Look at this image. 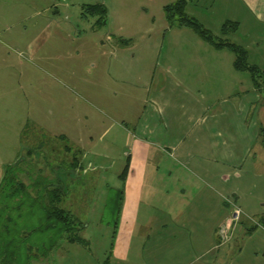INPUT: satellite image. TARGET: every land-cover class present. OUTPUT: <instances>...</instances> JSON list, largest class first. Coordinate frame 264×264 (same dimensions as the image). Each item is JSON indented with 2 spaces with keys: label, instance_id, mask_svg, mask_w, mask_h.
Masks as SVG:
<instances>
[{
  "label": "crops",
  "instance_id": "crops-1",
  "mask_svg": "<svg viewBox=\"0 0 264 264\" xmlns=\"http://www.w3.org/2000/svg\"><path fill=\"white\" fill-rule=\"evenodd\" d=\"M224 5L230 9L224 22H237L238 27L221 33L220 38L243 47L248 63L264 70V0H224ZM79 48L86 50L78 55L88 57V69L95 73L90 86L96 89L98 101L112 98L116 119L106 127L98 122L86 123L82 130L69 119V92L63 91L61 101H57L53 93L40 91L41 87L49 91V79L27 77V112L34 116L31 126L18 121L13 126L19 132V144L26 147L24 156L16 160L18 180L29 186L37 177L47 179L48 188L62 193L61 208L70 212L73 183L93 192L99 182L95 186L90 179L82 182L83 177L95 178L90 173L98 172L88 170L87 165L93 167L86 161L92 158L85 156V146L97 147V141L110 135L108 143L119 141L124 150L117 158H124L122 167L113 176L112 185L103 191L117 194L113 244L105 261L86 254L79 263L133 264L135 258L136 264H195L199 256L210 252L213 263L208 264H220L225 244L216 245L217 238L228 236L235 224L226 210L217 211V197L221 198L223 191L219 177L233 175L242 178V184H249L247 191H240L238 186L227 188L226 193L235 196L236 204L247 200L243 192L251 193L249 198L254 202L258 198L253 192L263 190L258 185L264 184V146L259 137V130L264 128L262 92L254 88L248 72L234 69V54L229 49H216L204 40L183 42L174 65L171 58L161 59L164 72L158 80L152 72L154 52L150 42L137 44L107 35L105 40H80L76 44ZM37 54L33 51L30 55L49 58ZM16 94L22 101V88ZM47 100L52 108L58 107L57 115L49 119L40 116L44 113L40 103ZM75 130L80 131L79 137L71 134ZM41 133L45 135L43 140L50 139L60 148L57 151L62 159L53 170L47 167L45 171L40 166ZM254 178L261 181L253 184ZM241 222L240 218L238 224ZM98 223L102 224L101 217ZM58 249L46 259L33 261L51 264ZM61 258L64 264H77L67 255L64 258L61 254Z\"/></svg>",
  "mask_w": 264,
  "mask_h": 264
},
{
  "label": "rangeland",
  "instance_id": "rangeland-1",
  "mask_svg": "<svg viewBox=\"0 0 264 264\" xmlns=\"http://www.w3.org/2000/svg\"><path fill=\"white\" fill-rule=\"evenodd\" d=\"M174 1L0 0V125H2V127L0 126V181L5 169L15 165L16 160L24 156L23 150L26 149L24 145L19 144V132L13 126L17 124V121L23 122L25 126L26 122L29 123H27L29 126L32 123L34 114L27 112L30 104V102L28 104L29 96H26V92L29 91L25 83L27 77L40 76V78L49 79V91H44L42 87L40 91L48 94L53 93L57 101H61L63 91L67 94L69 92L67 95L70 102L67 106V108L70 107L69 119L71 123L77 124L78 128L84 130V127L90 122L102 123L104 127L108 126L114 122L113 119H116V114L111 108L112 98L104 97L103 101H98L96 89L94 91L90 86L91 81L95 78L94 70L88 69L90 68L87 65L88 57L82 59L81 55H78L86 50L76 49V44L80 40L87 42L105 40L107 35L114 37L115 40L131 39L137 44L150 42L154 52L152 72L155 80H158L164 72L160 69L162 67L161 59L171 58L174 65L175 59L179 55L178 49L181 48L183 42L203 41L191 29L184 31L169 26L163 7ZM97 4L103 5L106 9V20L103 27H93L98 16L83 17L86 6ZM185 12L188 16L194 17L212 35L221 37L220 27L222 28L230 9L225 8L224 0H192L185 7ZM52 45H57V48H53ZM33 51H37L42 56L47 55L49 58L32 57L30 54ZM68 77H72L74 80L70 82ZM81 78L87 81H82ZM40 86L42 85L40 84ZM21 88L22 94L24 93L22 101L21 97L16 94V90L21 93ZM49 102L47 100L46 103H40L44 111L40 116L47 119L57 115L56 112H58V107L52 108L51 101ZM6 106L9 109L4 108ZM4 124L7 128H4ZM78 132L80 131L75 130L71 134L75 133L79 137ZM43 133L39 138L42 147L40 166L45 171L47 167L53 170L54 165L60 162L59 155L61 154L57 151L60 148L56 144L54 145L50 139L43 140L42 137L46 135ZM109 136L105 135L100 141H97V147L87 145L84 148L87 152L85 156L92 158L90 161H86V165L89 163L90 167H93V169H89L87 165L88 170H98V172L90 173L94 174L95 178L81 175L82 182L85 179H90L91 182H95L93 184L95 186L96 181H99L92 190L93 192L86 191L81 183H73L75 191L71 195L70 213L84 223L77 235L86 242V245L63 244L64 242L60 241L62 248L56 246L53 249L60 248L54 253L51 264H64L61 254L64 258L67 255L77 264H80L81 256L86 254H89L93 260L98 258L102 262L106 260L110 252L114 235L112 223L117 213V194L111 190L107 193H103V191L107 189V185H112L113 176L122 167L124 158L122 160L117 158L119 153L124 150L119 141L109 144ZM95 152L105 155L92 154ZM25 168L27 169V167ZM96 173L98 177H96ZM219 179L223 191L220 195L221 198H216L219 200L217 211L223 209L225 212L226 210V213L231 216L232 212L238 208L242 220L238 224L239 218L234 223L235 225L228 236L217 238L219 241L216 242V245L225 244L224 250L222 249L225 253L223 254L221 251L217 256L218 258L223 254L220 264H264V184H258L263 190L253 192V196L258 198L257 200L253 202V197L249 198L252 194L243 192V199L247 200L236 204L235 196L232 193H226L227 188L238 186L241 187L240 191H247L250 187L249 184H242L243 179L233 175L224 174ZM260 181L259 178L252 179L253 184ZM98 216L101 217L102 224L98 223ZM87 223H89L88 226ZM46 234L40 235L41 245L37 249L39 252L42 249H48L50 237L51 239L56 237V233L50 232L48 239L43 241ZM34 236L36 238L38 235ZM60 244L58 243V245ZM211 256L212 254L207 252L199 256V260L195 264H208L212 262L210 261ZM22 257L20 258L21 262L23 261ZM132 261L133 264H136L135 258ZM43 262L39 261V264H43ZM31 264H36V262L32 261Z\"/></svg>",
  "mask_w": 264,
  "mask_h": 264
},
{
  "label": "trees",
  "instance_id": "trees-1",
  "mask_svg": "<svg viewBox=\"0 0 264 264\" xmlns=\"http://www.w3.org/2000/svg\"><path fill=\"white\" fill-rule=\"evenodd\" d=\"M189 1L192 0H175L163 7L169 26L187 27L214 48L229 49L234 54V69L250 74L254 88L262 92L264 103V70L248 63L243 47L212 35L194 17L188 16L185 7ZM83 13V16H98L95 26L105 24L106 9L103 5H88ZM237 27V22L226 21L221 33L236 31ZM259 137L264 146V128L259 130ZM17 168L18 163L6 168L0 181V264H31L34 259H46L61 240L86 245L77 235L83 224L60 206V190L48 188L49 181L42 177L26 186L18 180ZM116 209L118 211V207ZM50 232L56 233V237H50L48 249L39 252L40 235L47 233L43 238L45 241ZM34 235L38 236L35 238Z\"/></svg>",
  "mask_w": 264,
  "mask_h": 264
},
{
  "label": "built area",
  "instance_id": "built-area-1",
  "mask_svg": "<svg viewBox=\"0 0 264 264\" xmlns=\"http://www.w3.org/2000/svg\"><path fill=\"white\" fill-rule=\"evenodd\" d=\"M240 214H241L240 210L238 208H236L234 210V212H232L231 216L229 217L230 218V222L235 223L238 220V217H239Z\"/></svg>",
  "mask_w": 264,
  "mask_h": 264
}]
</instances>
